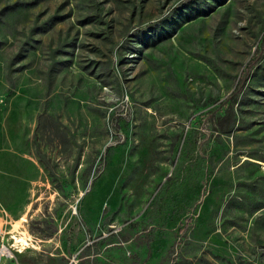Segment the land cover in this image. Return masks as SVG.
Returning <instances> with one entry per match:
<instances>
[{
    "label": "rangeland",
    "instance_id": "obj_1",
    "mask_svg": "<svg viewBox=\"0 0 264 264\" xmlns=\"http://www.w3.org/2000/svg\"><path fill=\"white\" fill-rule=\"evenodd\" d=\"M263 204L264 0H0L5 264H264Z\"/></svg>",
    "mask_w": 264,
    "mask_h": 264
},
{
    "label": "trees",
    "instance_id": "obj_2",
    "mask_svg": "<svg viewBox=\"0 0 264 264\" xmlns=\"http://www.w3.org/2000/svg\"><path fill=\"white\" fill-rule=\"evenodd\" d=\"M11 7H14V6H11ZM184 10H186V12H184V13H186L185 14L186 21H190L194 18H197L201 15H204L201 13L204 10L199 5L198 2H196V5H194V2L188 3ZM161 23H162V25L159 27V29H156V31H154L152 33H139L138 34L139 38L142 41L145 39L146 41H149L150 43H156L158 41V39H164V38L170 37L171 33L174 32L175 28L173 27V29H171V31L168 32V25H170L171 22H169V21L167 22V21L163 20ZM241 86L242 85H240V88H238V92L233 93L230 96L229 101L222 102L221 112L218 115L214 116V118H213L215 128L221 133H224V134L232 133V131H233V129L237 123L236 105L240 102V99H241L239 97V94L242 90ZM47 128H48L47 130L49 131V133L53 134V135L55 132L59 131V126H56L55 124H52V126H48ZM40 133H41V126H37L36 130L34 132V144L36 146V150L38 151V155L41 159L44 155L42 152L43 146L41 143ZM261 208H264V204H263V206H261ZM261 208H259V209H261ZM170 255H172V251H171Z\"/></svg>",
    "mask_w": 264,
    "mask_h": 264
},
{
    "label": "built area",
    "instance_id": "obj_3",
    "mask_svg": "<svg viewBox=\"0 0 264 264\" xmlns=\"http://www.w3.org/2000/svg\"><path fill=\"white\" fill-rule=\"evenodd\" d=\"M0 234L2 235V242L0 244V260L2 259L3 256L10 257V258H14L15 257V254L13 252L12 246L7 245L3 241L4 237H3V233H2L1 228H0Z\"/></svg>",
    "mask_w": 264,
    "mask_h": 264
},
{
    "label": "crops",
    "instance_id": "obj_4",
    "mask_svg": "<svg viewBox=\"0 0 264 264\" xmlns=\"http://www.w3.org/2000/svg\"><path fill=\"white\" fill-rule=\"evenodd\" d=\"M2 227H3V218L0 215V228H2ZM13 259H15V257L10 258V257L3 256L2 259L0 260V264H5L8 260H13Z\"/></svg>",
    "mask_w": 264,
    "mask_h": 264
}]
</instances>
